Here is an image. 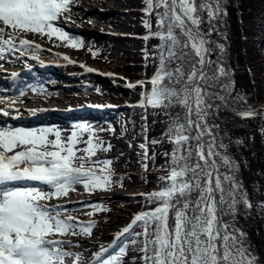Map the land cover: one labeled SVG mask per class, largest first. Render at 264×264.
<instances>
[{
  "label": "snow or ice",
  "instance_id": "6c2138e0",
  "mask_svg": "<svg viewBox=\"0 0 264 264\" xmlns=\"http://www.w3.org/2000/svg\"><path fill=\"white\" fill-rule=\"evenodd\" d=\"M74 3L0 0V58L39 50L41 45L27 39L28 34L55 37L79 50L83 41L59 26L62 20L70 21L65 13ZM142 4V51L145 67L150 62L153 72L126 86L141 89L130 107L143 110L142 142L130 141L128 147L139 149L145 173H162L155 176L152 191L137 194L146 210L135 213L109 245H99L86 261L82 252L70 250L80 242L65 237H92L96 221H82L65 205L51 201L67 198L78 185L88 195L111 191L116 183L123 187V177L113 180L114 158L98 155L113 148L99 133L115 135L116 129L81 124L65 136L50 127L0 125V264H264V254H256L240 223L254 204L229 148L243 141H233L221 119L228 111L241 119L260 114L232 108L243 98L234 91L226 46L213 38L220 35L227 5L224 0ZM153 39L158 43L149 48ZM15 103L0 99L5 105L0 114L9 116ZM149 115L155 117L153 125L164 126L157 137H149ZM127 131L122 128L121 138ZM160 157L163 163L157 167ZM83 207L90 209L84 212L88 217L110 211L102 202ZM130 250L135 255L129 260Z\"/></svg>",
  "mask_w": 264,
  "mask_h": 264
},
{
  "label": "rangeland",
  "instance_id": "374dc122",
  "mask_svg": "<svg viewBox=\"0 0 264 264\" xmlns=\"http://www.w3.org/2000/svg\"><path fill=\"white\" fill-rule=\"evenodd\" d=\"M251 1L254 2L255 5L249 6V2ZM224 2L227 5V15L218 26L220 35H214L213 38L217 42L224 43L226 46L225 59L228 66V62L232 65L231 67L229 66V68H231L230 70H234L232 78L234 80V85L237 88V92L245 97L246 102H243L244 100L241 101V105L245 108L244 110L251 109L260 114L254 117V121H246V119L235 120L231 118L230 112L228 111L222 114L221 119L226 122L223 126L227 127L229 135L232 137L233 141L237 139L243 141V144L240 145L232 144L229 151L240 165L239 178L245 185L246 189L249 188L247 184L248 179L253 173V169L250 167L257 166L258 164L262 167L263 165L262 173L257 174L256 179L253 181L252 189L248 190L250 198L254 204L253 211H250L247 215L242 216V218L246 219L249 217L254 218L259 216V219H261V216H263L262 213L264 212V208L261 207V204L264 203V144L262 141V138H264V122L261 117L264 114V56L262 52L264 47V45H262V43H264V33L259 29H262L260 25H264V12L260 11L262 4L263 10L264 2L263 0H224ZM89 4L90 5L86 7V10L90 12L91 15H95V17L100 16L97 12L107 11L104 16L106 14L108 16H102L103 20H110L111 23H113H110L107 27L110 28V30L114 29L117 32H121L123 35L119 37L105 36L100 39H93V45L83 44L79 50L68 47L65 41H60L56 38L49 39L48 37H42L35 34H30L31 36L29 37L28 34V39L32 41L47 40V42H49L47 44L51 47V50L54 53L61 52L64 56L69 57L70 60L75 59V61H86L92 68L109 71L117 79L120 78L119 81L125 80L135 83L138 80L147 79L146 77L132 80V78L136 77V73L138 74L140 72H144L145 70V59L142 51L145 47V41L141 37L145 34L146 30L142 25L143 13L141 12V9H139V7H143L142 0H104V2L99 1V3H96L95 0H90ZM247 7L253 8V11L250 12L252 15L250 18L247 17L246 22H243L242 13L249 12L248 10L244 11ZM64 23L65 26H63V28L65 30H69V27L76 29V27L80 28V26H84L82 23H78L77 25L68 21ZM100 24L104 25L103 22ZM245 29L248 31L244 33ZM156 43H158L157 40H150L148 42V47L151 48L152 45H155ZM89 49L92 51L90 52ZM99 49L103 51H99ZM92 52H96L98 55L94 57ZM30 54L32 56H29ZM45 54L49 53H46L44 49H39L38 52L36 50H30L25 52L24 55H21L20 52L5 53L2 58H0V66L8 65L6 70L10 71L11 69L20 68L25 64L39 62L41 57L46 58ZM33 55L37 56L38 59H33ZM108 57H111L109 58L111 60H108ZM251 57L255 60H250ZM57 58H59V56L53 55L46 58V60ZM147 67L150 68V66ZM71 70L72 68L70 67H64L62 69V73H66L65 75H68L66 76L68 79L63 76V79L51 80L49 84H55L57 81L62 82L63 85L71 84V82H69L71 81ZM84 79L85 78L78 79V84H87L88 86H77L70 90L69 100L72 103V106H102L101 103L104 100L110 101L111 104L114 103L115 107L114 105H112V107L117 112L112 110V112H114V118L111 122V128H115V120L118 117V112L120 114L129 112V106L134 105L138 101L135 98L134 92H127L125 89H120L119 86H115V89L111 90L114 87L110 81L102 80L97 82L95 78H87L85 81ZM75 84L77 85V83ZM138 89L141 90L140 88L133 90ZM75 97L77 100H75ZM133 99L136 100V102ZM131 101H134V104ZM125 103H127V107ZM233 105L235 104L233 103ZM12 106V109H15L16 106L20 107L26 105L22 103H15ZM1 107L4 106L1 105ZM12 109L10 110L9 107V111L11 113L9 116H3L0 114V125H8L9 122L12 121L14 118L13 115L17 114V112L12 111ZM21 112H24V110L19 108L18 113ZM142 113H140V108H136L134 110V116H136L134 117V120L137 121L138 116H140V114L142 115ZM149 118L153 119L152 115L151 117L149 116ZM99 125L100 129H108L98 123V126ZM132 125L134 126L135 122H133ZM160 126L161 127L156 129L158 132L157 134L163 130V124L160 123ZM151 131L153 133H150ZM115 134L118 135L119 132H116ZM107 135L108 131L100 132V136L102 138ZM156 135L154 127H149V137L152 138ZM124 140L126 142L130 141L129 139ZM105 141H110L113 147H116V144L119 142L114 139V135H111V138ZM124 142L122 141L121 143L126 144ZM139 143L140 141L136 142V145ZM225 143H228L227 139H225ZM125 146L127 148V144ZM159 162H163V159L158 158L157 163ZM122 165L123 164H120V167ZM150 173L155 175H146V178H148V176L162 174L155 171ZM131 182L135 183L134 180L129 181V183ZM152 186L155 188L157 183L154 182ZM136 187H138L137 184H135L134 187L126 184L118 190L113 189L112 193L108 194V197L115 198L119 193H121L122 196H125V194H131L132 196V194L149 192V189L145 188L140 192ZM79 192H85L83 187L80 185L76 186V191L71 193L78 195L80 194ZM64 200L69 199H61L58 202ZM129 201L133 202L130 206L114 204L113 208L116 210V212H114L117 213V215L115 216L114 214V216H111L107 221H98L93 230L92 237H65V239H72L73 241L80 242V247L70 250L82 252L85 260L87 261L89 256L92 255L95 249H97V245L93 246L92 243L101 242V239H104L107 234L115 232L114 229L122 225L124 219H127L126 214H134L135 212L146 210L145 202L142 198H134ZM108 203L112 205V203ZM68 209L73 215L78 216L80 220L84 221L82 217V214L85 212L84 210L73 207H68ZM248 221H250V219H248ZM252 225V223L244 224L242 227L245 231H247ZM139 231H141L140 228L137 229V232ZM84 240L90 241L91 244L89 245L88 243H85ZM260 241H263V237H260ZM91 246L94 248H91ZM82 248L87 250H81Z\"/></svg>",
  "mask_w": 264,
  "mask_h": 264
},
{
  "label": "bare ground",
  "instance_id": "6f19581e",
  "mask_svg": "<svg viewBox=\"0 0 264 264\" xmlns=\"http://www.w3.org/2000/svg\"><path fill=\"white\" fill-rule=\"evenodd\" d=\"M99 1L104 2V0H95L96 3L97 2L99 3ZM89 2H90V0H75V3L70 6L71 11L68 13H65L66 17L71 18L70 21H68V22L76 24V25L78 23L84 24V26H80V28L76 27V29L71 30V27H70L69 30H65V31H67L71 37L78 38V39L82 40L83 44H85V45H92L94 43L93 39H100V38H103L104 36H106V34H107L106 27L111 23L110 20H106V21L103 20V17L108 16L107 14L104 16V14L107 11L97 12V14L100 15L98 17H95V15H91V13L86 10V7H88L90 5ZM64 22H66V21L62 20L61 22H59V26H62V27L65 26ZM102 22L104 23V25L100 24ZM111 24H113V23H111ZM111 33L114 35L117 34V32H115V33L111 32ZM28 36L30 37L31 35L29 34ZM28 36H27V39H28ZM53 38H55V37H53ZM34 43L41 45L40 49H44L46 51V53L51 54V55L45 54L46 58L53 56V55L59 56V57H61L63 55L61 52L60 53H54L51 50V47L47 44V43H49V42H47V40L46 41L45 40L44 41H34ZM36 51L38 52V50H36ZM29 56H32V55L30 54ZM33 56H35V55H33ZM46 58L41 57L40 61L38 62L39 64L37 63L34 65L36 67L42 68L41 70L45 72L44 74L41 75V81L45 82L48 79L60 78L58 72L54 71L53 68L48 67V66H53L54 64H57V62L56 63H53L50 61L48 63L42 62V60L47 61ZM109 58H111V57H108V60H111ZM250 60H254V59L251 58ZM62 64L63 63H59V65H62ZM68 64H71V67L76 66V65H73L72 63H68ZM94 69H95L94 71L96 72L97 68H94ZM41 70H37V72L41 73ZM74 70H75V72L73 73L72 71H74ZM78 70L79 69H77V70L72 69L71 73L76 74L77 76L78 75L79 76H86L87 75V71L83 72V71H81V68L79 71ZM26 72L27 71H23V73H26ZM57 84H58V87H56V88H53V87L52 88L50 87L48 89L46 87L45 88L44 87L36 88V92H38L39 94L31 97V103L33 104V106L32 105L31 106L33 107V110L28 111V114L23 113L24 115L21 117H23L22 119H27V121H21V123L16 122L15 125L17 127H22V126L25 128L31 127L32 126L31 119L34 118L37 125L41 126V128H47V127H49L50 124H54V125H57V127L54 129H59L62 131V133L65 132V130H63V129L66 127H67V134H69L71 132L70 127H68L69 124L71 122L73 123L74 121H78L79 118H81V117H77V118L73 119V117L77 116V113L74 114L73 112H70L69 114L68 113H58L61 116L56 117L55 116L56 114H54L55 111H53V106L47 107L45 104V102L54 103V106H56L58 109L57 111H64V110H67L70 108L71 105L69 104L70 103V100H69L70 90H69V88L64 89L63 87H60V86H63V85H61L62 82H57ZM73 84H75V83H71V86ZM2 99H4V98H2ZM22 100H26V99H22ZM66 102H69V103H66ZM20 108L23 109V107H20ZM73 109L74 108H71V111ZM108 113H110V112L108 111ZM45 114H48L45 116V117H48L46 119L42 118V116ZM86 116L90 117V119H88L87 121L92 122V121H94V119H91L92 117H96V118L105 117L106 116V110H99L98 112H90L89 110H86ZM53 118H57V119L60 118V120H56L54 122H51L50 120H52ZM82 120L84 121L85 119L83 118ZM72 195L74 196V194H72L70 192L69 196L67 197V199H69L70 202H71L70 199H71ZM89 200H97V199L93 198V199H89ZM62 202L63 201L58 202L57 200H53L51 203L63 205ZM68 205H71V203H65V206L67 208H68Z\"/></svg>",
  "mask_w": 264,
  "mask_h": 264
},
{
  "label": "trees",
  "instance_id": "16d2710c",
  "mask_svg": "<svg viewBox=\"0 0 264 264\" xmlns=\"http://www.w3.org/2000/svg\"><path fill=\"white\" fill-rule=\"evenodd\" d=\"M263 2H264V0H263ZM253 5H255V3L254 2H249V6H253ZM263 5V4H262ZM262 5H261V7H260V11H262V12H264L263 10H264V7H263V10H262ZM245 10H248L249 12L248 13H246V12H243L242 13V21L243 22H246V20H247V17L248 18H250V16L252 15L250 12L251 11H253V8L252 7H247V9L245 8L244 9V11ZM254 15V14H253ZM260 27L262 28V29H259L261 32L263 31V33H264V25H260ZM248 30H246L245 29V31H244V33L245 32H247ZM262 45H264V43H262ZM260 51H262V50H260ZM259 51V52H260ZM263 56H264V47H263ZM261 53V52H260ZM252 58V57H251ZM256 58V57H255ZM253 59V58H252ZM264 59V58H263ZM255 60V59H254ZM253 60V61H254ZM250 62V61H249ZM229 63V66L231 67L232 65L230 64V62H228ZM148 66H150V68H148V67H145V70H144V72H140V73H136V77H143V76H149V75H151L152 74V72H153V65L149 62L148 63ZM240 84V83H239ZM234 91L236 92V93H238L237 92V88H236V86L234 85ZM239 95H240V93H239ZM241 96V95H240ZM235 105H233L232 106V108H234L236 111H242V110H244L245 108L241 105V102H239V103H234ZM230 112V116H231V118L232 119H235V120H240L241 118L239 117V116H236L235 115V113L233 112V111H229ZM142 113V112H141ZM134 113L133 112H131V116L132 117H134ZM150 117H151V115H149ZM140 117H141V114H140ZM153 117V116H152ZM153 119H155V117H153ZM153 119H151V118H149L148 119V125H149V127H154V132H155V135L158 133L157 131H156V129L158 128V127H161L160 126V123H158V124H156V125H153L152 124V120ZM241 120H243V119H241ZM255 119L254 118H251V119H246V121H254ZM132 122V121H131ZM142 123H143V121L140 119L139 120V125L138 126H142ZM139 127H137L136 129H138ZM133 130H132V137H140V135H139V129L138 130H136L135 128H132ZM141 131V130H140ZM150 133H153L152 131L150 132ZM160 134V133H159ZM159 134H157L155 137H157ZM263 140V144H264V138H262ZM160 159H163L162 157H160ZM157 164V167L159 166V163H156ZM251 169H253V173H252V175L249 177V179H248V189L247 190H249V189H252V186H253V181L256 179V176H257V174H261L262 173V168H263V165H262V167L261 166H259V164L257 165V166H251L250 167ZM122 199H120V201H121ZM124 200V199H123ZM122 203L124 204V205H126V206H130L133 202H131V201H122ZM253 211V210H252ZM251 211V212H252ZM263 214V216H261V219H259V216L258 217H254V218H240V223H241V226L242 225H244V224H250V223H252L253 225L251 226V228L249 229V230H247V232L249 233V237H250V243L252 244V246H253V248H255V250H256V253L260 256L261 254H264V212L262 213ZM259 215V214H258ZM248 219H250V221H248ZM137 229L138 228H136L135 230L137 231ZM260 237H263V241L261 242L260 241ZM134 253V252H133ZM134 255H135V253H134Z\"/></svg>",
  "mask_w": 264,
  "mask_h": 264
}]
</instances>
